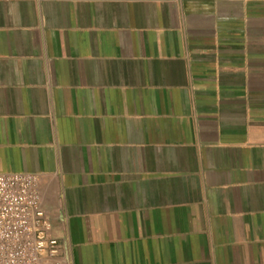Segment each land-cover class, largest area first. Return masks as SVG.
<instances>
[{"label": "crops", "instance_id": "0c3cea01", "mask_svg": "<svg viewBox=\"0 0 264 264\" xmlns=\"http://www.w3.org/2000/svg\"><path fill=\"white\" fill-rule=\"evenodd\" d=\"M8 172L70 264H264V0H0Z\"/></svg>", "mask_w": 264, "mask_h": 264}, {"label": "built area", "instance_id": "2783aa9c", "mask_svg": "<svg viewBox=\"0 0 264 264\" xmlns=\"http://www.w3.org/2000/svg\"><path fill=\"white\" fill-rule=\"evenodd\" d=\"M0 264H70L52 232L36 174L0 173Z\"/></svg>", "mask_w": 264, "mask_h": 264}]
</instances>
